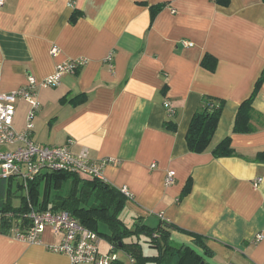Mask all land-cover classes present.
I'll return each instance as SVG.
<instances>
[{
	"label": "crops",
	"instance_id": "crops-1",
	"mask_svg": "<svg viewBox=\"0 0 264 264\" xmlns=\"http://www.w3.org/2000/svg\"><path fill=\"white\" fill-rule=\"evenodd\" d=\"M75 9L80 16L70 23ZM206 54L217 61L213 72L200 65ZM75 59L85 61L75 73L55 87L37 88L32 141L111 160L102 177L131 194L123 209L130 218L149 229L162 221L206 238L212 252L206 264H264V163L256 160L264 152V82L252 103L254 131L233 132L238 107L264 67V3L4 0L0 94L23 87L28 74L40 81ZM207 96L225 105L208 149L190 153L186 132ZM166 101L174 116L168 117ZM30 109L16 103L14 130H24ZM165 121L176 129H166ZM225 138L234 155L214 158L212 149ZM168 171L174 182L165 187ZM170 241L194 247L176 230ZM56 242L50 230L34 244L0 231V264H70L49 250Z\"/></svg>",
	"mask_w": 264,
	"mask_h": 264
},
{
	"label": "trees",
	"instance_id": "trees-1",
	"mask_svg": "<svg viewBox=\"0 0 264 264\" xmlns=\"http://www.w3.org/2000/svg\"><path fill=\"white\" fill-rule=\"evenodd\" d=\"M225 5L227 0H217ZM264 3V0H261ZM157 10V8L155 9ZM153 9V12L155 11ZM80 16L79 10H73L69 22L75 23ZM216 59L204 55L201 67L213 72ZM264 82V67L257 78L250 96L242 101L238 107L233 132L251 133L253 114V100ZM225 101L211 96L204 97L199 108L193 114L186 132L185 141L190 153L201 154L205 152L217 129ZM166 129L174 131L176 124L165 121ZM214 158L230 157L234 155L230 139L221 140L211 152ZM256 160L264 163V152L256 155ZM16 182V187L22 192L19 182L13 178L6 179L5 198L0 204V212H24L27 209V200L31 206L39 211H68L84 228L96 232L100 237L117 249L123 250L133 259L132 264H206L205 259L212 254L207 247V239L179 229L171 224L160 222L154 229H149L142 224H135L133 229L127 228L120 219V213L125 207L126 198L121 190L100 180L81 179L79 176L64 172H42L36 179L28 183V193L23 192L19 197L18 207L10 204L12 198L11 183ZM67 181H71L69 189L63 192ZM188 189L185 191L187 192ZM184 194V193H183ZM0 222V231L6 233L7 229ZM187 234L192 238L194 247H174L170 241V231ZM143 236L144 244L155 253L147 255L143 252L140 237ZM121 264V263H117Z\"/></svg>",
	"mask_w": 264,
	"mask_h": 264
},
{
	"label": "built area",
	"instance_id": "built-area-1",
	"mask_svg": "<svg viewBox=\"0 0 264 264\" xmlns=\"http://www.w3.org/2000/svg\"><path fill=\"white\" fill-rule=\"evenodd\" d=\"M4 0H0V7ZM184 47H191L189 42H182ZM56 47L50 49V55L55 56ZM111 61V54L107 57ZM83 59L68 60L58 64L51 76L40 81L28 74L26 84L17 90L0 94V148L12 147L11 150H0V178H13L21 185L22 192L27 195L28 183L33 181L42 172H64L75 174L83 179H96L104 181L102 169L111 160L100 161L89 158L88 151L83 148L78 154H73L69 146H49L34 143L32 141V120L37 110L36 101L37 88L55 87L60 78L65 74H73L84 65ZM27 102L31 109L27 115V124L22 131L14 130L12 123L15 114V106L18 101ZM164 108L168 117L174 116L175 111L169 102H164ZM154 165H151V168ZM175 173L168 171L163 179L165 187L174 182ZM260 180L253 183L258 186ZM122 194L130 199L131 194L126 188L121 189ZM24 212H0V222L12 237L27 242L37 243L40 235L45 230H50L57 242L49 248L56 254L65 255L70 264H117L116 246L109 245L108 251L100 252L101 237L91 230L84 228L77 219L68 211H39L34 209L29 200ZM262 235H257L255 241H261ZM113 251V252H112ZM130 261L133 262L131 257Z\"/></svg>",
	"mask_w": 264,
	"mask_h": 264
},
{
	"label": "rangeland",
	"instance_id": "rangeland-1",
	"mask_svg": "<svg viewBox=\"0 0 264 264\" xmlns=\"http://www.w3.org/2000/svg\"><path fill=\"white\" fill-rule=\"evenodd\" d=\"M71 184V181H67L63 187V192H66L68 189H69V186ZM7 184H6V180L4 179H1L0 178V193L2 194V196L5 198V188H6ZM11 191L13 193V197L11 198V204L13 206H17L18 203H19V197L21 195V191H19L16 187V184L15 182H13L12 184V187H11ZM120 219L121 221L124 223V225L129 228V229H133L135 224H136V221H134V219H131L129 214H127L125 212V210H123L121 213H120ZM144 237L141 236L140 237V243L143 247V252L147 255H152L155 253V250H152V249H149L143 242H144ZM172 245L174 247H179L178 244H173ZM109 249V245L108 243L106 242V239L105 238H102V243L100 245V252L101 253H105L108 251ZM113 252V251H112ZM116 257L117 259L119 260V262L121 264H132L131 261H130V258L129 256L121 249H118L116 251Z\"/></svg>",
	"mask_w": 264,
	"mask_h": 264
},
{
	"label": "water",
	"instance_id": "water-1",
	"mask_svg": "<svg viewBox=\"0 0 264 264\" xmlns=\"http://www.w3.org/2000/svg\"><path fill=\"white\" fill-rule=\"evenodd\" d=\"M201 264H203V263H201Z\"/></svg>",
	"mask_w": 264,
	"mask_h": 264
}]
</instances>
